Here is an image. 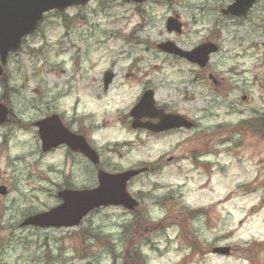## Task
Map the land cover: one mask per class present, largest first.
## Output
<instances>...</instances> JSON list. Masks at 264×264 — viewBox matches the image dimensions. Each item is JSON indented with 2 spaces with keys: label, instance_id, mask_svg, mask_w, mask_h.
Segmentation results:
<instances>
[{
  "label": "rangeland",
  "instance_id": "1",
  "mask_svg": "<svg viewBox=\"0 0 264 264\" xmlns=\"http://www.w3.org/2000/svg\"><path fill=\"white\" fill-rule=\"evenodd\" d=\"M233 1L91 0L46 14L0 78L11 112L0 125V264H264V0L241 21L222 12ZM175 15L180 34L167 30ZM168 41L219 50L202 71L158 48ZM145 90L196 126L132 129ZM53 114L86 134L105 171L146 169L128 184L137 217L110 206L76 227L21 226L62 203L59 190L98 186L70 148L42 151L35 123Z\"/></svg>",
  "mask_w": 264,
  "mask_h": 264
},
{
  "label": "water",
  "instance_id": "2",
  "mask_svg": "<svg viewBox=\"0 0 264 264\" xmlns=\"http://www.w3.org/2000/svg\"><path fill=\"white\" fill-rule=\"evenodd\" d=\"M90 0H0V78L4 75L9 56L21 49L23 39L34 34L45 13L52 10H65L74 5H83ZM125 2L142 3L145 0H122ZM258 0H235L223 10L225 14L244 16ZM167 29L177 33L182 32V23L178 17H170ZM164 52L185 58L189 62L205 67L210 55L218 50V45L205 42L192 50H185L172 41L158 45ZM113 74L107 72L104 83L107 88ZM134 117L133 128L142 127L154 132H164L176 128H191L193 122L180 114L165 113L164 109L155 106L154 92L148 90L139 103L132 109ZM9 116V107L0 101V125L5 123ZM144 117H158V123L141 122ZM35 125L42 142L43 151L47 152L62 144H66L74 151L82 152L95 164L98 163V154L87 143L84 136L72 132L66 127L58 114H53ZM146 169H130L124 172L110 173L100 170L99 184L92 189H64L58 192L62 203L58 206L25 219L22 226L36 227H75L91 211L107 206H123L134 210L138 206L137 200L128 192L127 186L131 178L138 176ZM6 194L5 187L0 188ZM229 249L216 248L214 253L227 254Z\"/></svg>",
  "mask_w": 264,
  "mask_h": 264
},
{
  "label": "flooded vegetation",
  "instance_id": "3",
  "mask_svg": "<svg viewBox=\"0 0 264 264\" xmlns=\"http://www.w3.org/2000/svg\"><path fill=\"white\" fill-rule=\"evenodd\" d=\"M261 1H263V0H258L254 5H253V7L251 8V10L245 15V16H235V15H231V16H233V19H237L238 21H241V20H246V19H248V14H251V12L254 10V8L261 2ZM244 17V18H243ZM202 71H206V67L205 68H202ZM104 77H105V74H104ZM208 78L215 84V85H219V84H221L222 83V81L223 80H219V79H217V78H215L213 75H209L208 76ZM113 80H114V76L112 77V79H111V82H110V84L108 85V87L106 88L105 87V83H104V78H103V87H104V89H105V91H107L108 90V88H109V86L111 85V83L113 82ZM146 91V90H145ZM144 91V92H145ZM157 108H162V109H164L165 110V112H168V113H171L168 109H166L165 108V106H160V105H157ZM172 113H176V112H172ZM131 115V114H130ZM131 119H132V121H131V128L132 129H134V130H137V128H133L132 127V122H133V120H134V118L131 116ZM129 120H130V118H129ZM151 122V123H153V124H155V123H158L159 122V118L158 117H144V118H142L141 119V122ZM65 124V123H64ZM196 126V124L193 126V127H195ZM68 127V126H67ZM69 128V127H68ZM69 129H71V130H73L72 128H69ZM140 129H143V128H140ZM144 130H146V129H144ZM176 130H181V128L180 129H174V130H169V131H165V132H151V133H153V134H158V135H162V134H166V133H169V132H171V131H176ZM74 131V130H73ZM149 131V130H148ZM76 132V131H75ZM78 133H80V132H78ZM80 134H82L84 137H85V139H87V142L94 148V146H93V144H92V141H90L89 139H88V137L86 136V134L85 133H80ZM62 146H66L67 148H69L67 145H65V144H63V145H60L59 147H62ZM58 148V147H57ZM54 149H56V148H52L50 151H52V150H54ZM70 150V149H69ZM97 150V149H96ZM42 151H43V149H42ZM49 151V152H50ZM71 152H73V154H75V155H77V156H80L81 158H84V160L86 161V164L87 165H89V166H91L93 169H96V171H97V175H98V173H99V171L100 170H104L102 167H101V155H100V153H99V151L97 150V154H98V159H99V161H98V163L97 164H95L94 162H92L91 160H90V158H88L86 155H84L83 153H80V152H78V151H74V150H70ZM43 152H45V151H43ZM137 169V168H136ZM107 171V170H106ZM123 171V170H122ZM120 172V171H119ZM137 179V176H135V178H133L132 180H136ZM131 180V181H132ZM130 181V182H131ZM73 189V188H72ZM60 191V190H59ZM58 191V192H59ZM6 193H7V189H6ZM57 195H58V193H57ZM58 197H59V195H58ZM136 199H137V197H135ZM116 207H119V208H122V209H125V208H123L122 206H116ZM127 211H129V210H127ZM130 213H133L134 215L136 214V217H137V208H135V210L134 211H129ZM43 229H51V228H43ZM117 262V261H116Z\"/></svg>",
  "mask_w": 264,
  "mask_h": 264
},
{
  "label": "trees",
  "instance_id": "4",
  "mask_svg": "<svg viewBox=\"0 0 264 264\" xmlns=\"http://www.w3.org/2000/svg\"><path fill=\"white\" fill-rule=\"evenodd\" d=\"M4 85H7V84H4ZM17 123H18V125H19L21 122L17 121ZM252 124H254V121L246 122V123L243 124V126H245V127H246V126L249 127V126L252 125Z\"/></svg>",
  "mask_w": 264,
  "mask_h": 264
},
{
  "label": "bare ground",
  "instance_id": "5",
  "mask_svg": "<svg viewBox=\"0 0 264 264\" xmlns=\"http://www.w3.org/2000/svg\"><path fill=\"white\" fill-rule=\"evenodd\" d=\"M22 124H23V123L21 122V123L18 125V127H21Z\"/></svg>",
  "mask_w": 264,
  "mask_h": 264
}]
</instances>
